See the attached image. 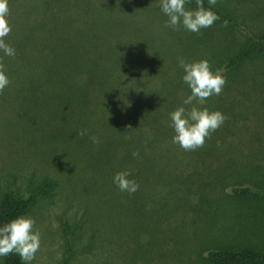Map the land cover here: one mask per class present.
<instances>
[{
  "label": "rangeland",
  "instance_id": "obj_1",
  "mask_svg": "<svg viewBox=\"0 0 264 264\" xmlns=\"http://www.w3.org/2000/svg\"><path fill=\"white\" fill-rule=\"evenodd\" d=\"M64 2L8 0L12 31L5 42L21 49L16 57L0 50L10 80L0 94V203L9 192L26 198L44 180L55 184L52 195L27 216L41 234L31 264H211L212 251L264 252V201L232 193L237 187L264 190V58L227 69L250 38L264 39V0H217L214 6L233 24L225 27L218 19L199 34L182 23L178 30L165 27L160 0ZM58 34L68 42H57ZM64 43L71 69L81 70L99 55L108 53L101 60L111 65L121 56L134 67L121 72L134 74L133 92L142 101L169 104L159 108L164 137L159 131L158 151L147 153L156 156L151 171L145 166L140 177L115 131L102 139L116 111L126 108L123 127L132 124L126 90L134 79L122 77L98 92L105 109L93 113L69 108L64 87L51 85L46 95L16 87L19 76L37 82L64 74L55 71L52 55L62 50L64 56ZM181 57L206 59L213 72L223 69L222 93L204 105H185L191 89L183 81ZM181 106L220 111L227 119L202 148L184 151L172 142L170 119ZM81 129H87L84 137L77 135ZM121 171L131 172L128 178L139 184L136 193L113 183Z\"/></svg>",
  "mask_w": 264,
  "mask_h": 264
},
{
  "label": "trees",
  "instance_id": "obj_2",
  "mask_svg": "<svg viewBox=\"0 0 264 264\" xmlns=\"http://www.w3.org/2000/svg\"><path fill=\"white\" fill-rule=\"evenodd\" d=\"M64 1L65 0H57L56 4L59 5L62 3V5H66L67 2ZM203 3L204 7L215 12L220 17V20L227 21L231 25L233 24L228 15L224 14L220 9L209 5L207 0H203ZM187 4L195 9L197 8L196 0H189ZM50 31L51 33L48 34L47 37L55 34V27ZM57 42L68 41L66 38L61 37V35L58 34ZM63 46H65L63 47V49L65 48L63 51L64 56H62V50L58 51L60 52L59 55H57L58 52L54 51L52 55L53 62L57 63L55 64V71L58 72L63 70L65 72L64 74H47L45 75L46 78L43 77L37 82L34 79H24L20 78L19 76L20 79L17 78L18 82H16V87H18L19 90L28 88L33 91L35 90L36 93L44 92V95H46V92H50L51 85H53V87L56 89L64 87L68 90V95L65 98V102L69 105V108H75L78 111L83 109L84 111L93 113V109H105L104 105H101V101H98L100 97L98 92H103V89H106V87L107 89H111V86L115 84V80L118 82L122 77L130 80L134 79L132 82L133 86L126 90L128 101L131 106V112L129 110L127 111L128 118H130L129 120L132 121V124L130 123L131 129L129 128V124L126 128L123 127L125 124L124 122L126 121L125 119H127L125 116L126 108H124L122 114L116 111V115L111 117V123L106 125V136L102 139L106 140L107 137L111 139L112 134L115 131L120 137L119 141L122 143V149H124L127 154H129L128 159L133 160L131 166L133 169L138 171L141 177L145 166L148 170L152 169V167H150L151 161L156 157L155 155H147V153L151 151L157 152L158 144H156V142L157 140L160 141V138L164 137V132L162 131L164 129L158 121L159 108H167L166 105L168 106L169 104L164 103L163 101H142L143 96L141 93L137 94L136 92H133V88L137 83L135 77H133L134 74L129 78L125 74L121 73L125 72V70L128 73L130 72V67L132 68L129 62L124 63L125 60L122 59L121 56L116 57V60L114 61L110 60L109 62L112 63L111 65L106 64L107 61L103 63L101 60L106 59V57L109 56L108 53L99 55L102 56L99 60H90V65H85V68L81 70H73L67 66L66 57L70 56V51L67 50L65 43ZM17 48L18 50L21 49L19 47ZM18 50L15 48L16 56H19ZM254 57L264 58V39L250 38L245 48L229 61L227 69L235 70L249 61V59ZM77 71L78 74H76ZM112 71L114 73H112ZM116 71H120L119 74H116ZM112 74H114V77H110ZM113 94L118 98V100L123 99V96L120 95V93H112V95ZM80 100H82L81 104ZM159 131L162 134L160 138H158ZM109 132H111L110 135ZM137 151L139 152V155L133 156V152ZM132 177L134 178L133 175ZM54 187V182L50 180H44L38 184L35 189H32L29 196L26 198L18 196L15 192H9L6 194L0 203V227L20 216L27 217L38 206V204H40L43 200L48 199L52 195L53 190L55 189ZM232 193L239 198L264 201V190L258 188L237 187L232 189ZM2 258L4 260V264H24L17 254H11ZM208 258L211 264H259L264 263V252L257 250L212 251L209 253ZM64 264H68V261H66Z\"/></svg>",
  "mask_w": 264,
  "mask_h": 264
},
{
  "label": "clouds",
  "instance_id": "obj_3",
  "mask_svg": "<svg viewBox=\"0 0 264 264\" xmlns=\"http://www.w3.org/2000/svg\"><path fill=\"white\" fill-rule=\"evenodd\" d=\"M189 0H160L161 11L168 17L165 27L178 30L179 26L190 32L199 34L201 29L209 28L220 19L210 9L204 7L203 0H196V10H187L185 5ZM209 5H216L217 0H208ZM10 14L8 0H0V50L6 56L15 57V49L5 42V38L11 33L12 28L8 20ZM228 24L224 21V26ZM179 66L184 70L183 81L189 85L191 95L183 103L192 105L196 101L204 105L206 101L214 96L220 95L226 85L223 69L212 71L208 60L187 62L184 58H178ZM10 84V80L4 71V65L0 62V94ZM172 127L175 135L173 143L178 144L184 151H195L202 148L206 139H210L212 133L216 132L226 121L227 117L220 111H209L207 108L195 106L187 110L178 107L170 114ZM142 121V120H141ZM131 129V125H129ZM78 136L87 135V129H81ZM94 144H99V138L91 136ZM139 152H133L138 156ZM130 171L117 172L113 177V183L122 192L134 194L139 190V184L128 177ZM35 220L31 217L20 216L0 227V257L17 254L24 264H31L36 253L41 247L40 232L33 231Z\"/></svg>",
  "mask_w": 264,
  "mask_h": 264
}]
</instances>
